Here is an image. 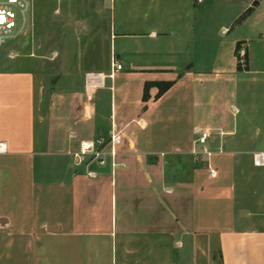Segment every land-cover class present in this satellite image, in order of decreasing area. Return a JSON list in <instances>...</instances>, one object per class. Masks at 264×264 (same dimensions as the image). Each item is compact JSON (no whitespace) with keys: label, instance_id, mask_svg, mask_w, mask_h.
<instances>
[{"label":"crops","instance_id":"1","mask_svg":"<svg viewBox=\"0 0 264 264\" xmlns=\"http://www.w3.org/2000/svg\"><path fill=\"white\" fill-rule=\"evenodd\" d=\"M42 2L0 47V264H264V0Z\"/></svg>","mask_w":264,"mask_h":264},{"label":"built area","instance_id":"2","mask_svg":"<svg viewBox=\"0 0 264 264\" xmlns=\"http://www.w3.org/2000/svg\"><path fill=\"white\" fill-rule=\"evenodd\" d=\"M32 0H0V47L6 44L9 40L15 38L21 34L28 26L30 21V7ZM239 56L241 62H244V53L239 48ZM122 64L117 60H112V73L114 69H121ZM112 73L110 75H112ZM86 85L89 89H93L95 86L104 83V76L101 73L94 71L87 72L85 75ZM211 137L209 130H202L199 132L197 143L200 145L206 144ZM101 140L97 139L95 144H100ZM207 153H210L206 150ZM91 153L94 157L100 156V151L94 148L87 147L81 149L80 156L84 159V156ZM263 154H259V162H262ZM101 162H104L102 160Z\"/></svg>","mask_w":264,"mask_h":264},{"label":"trees","instance_id":"3","mask_svg":"<svg viewBox=\"0 0 264 264\" xmlns=\"http://www.w3.org/2000/svg\"><path fill=\"white\" fill-rule=\"evenodd\" d=\"M253 7H250L240 18L239 20L243 19L251 10ZM239 48V46H238ZM237 48V49H238ZM242 63L247 64V56L244 57V62H241V57L239 56V67L242 66ZM173 85L172 80H149L146 81L145 87H144V93H143V100L147 101L151 97L150 95V88L153 86H156L158 88L157 97L161 96L165 91H167L171 86Z\"/></svg>","mask_w":264,"mask_h":264},{"label":"rangeland","instance_id":"4","mask_svg":"<svg viewBox=\"0 0 264 264\" xmlns=\"http://www.w3.org/2000/svg\"><path fill=\"white\" fill-rule=\"evenodd\" d=\"M40 1L42 2V1H45V0H34V2H36V3H39ZM42 3H44V2H42ZM48 11L51 12V10H48ZM44 18H45V16H44ZM56 23H58V24H54V27L57 26L58 30L61 31L62 28L65 29V31L63 33L64 36H67V33L71 32L68 29V28H71V27L69 25H67L65 21L58 20ZM106 58H108V59L106 60ZM99 59H100L99 65L103 66L104 68L110 66V58L107 57V53L103 54L101 57H99ZM58 67H59V69H58L59 72H62L65 69L66 64L58 63ZM54 80L57 82V81H59V78H55ZM48 81L49 80H46L45 78H42V80H40L42 86H44L46 83H48ZM108 81H110V79H108Z\"/></svg>","mask_w":264,"mask_h":264}]
</instances>
